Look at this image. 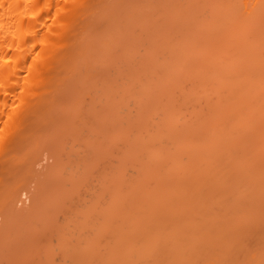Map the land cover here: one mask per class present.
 Wrapping results in <instances>:
<instances>
[{"label":"bare ground","instance_id":"1","mask_svg":"<svg viewBox=\"0 0 264 264\" xmlns=\"http://www.w3.org/2000/svg\"><path fill=\"white\" fill-rule=\"evenodd\" d=\"M0 217V264H264V0H0Z\"/></svg>","mask_w":264,"mask_h":264},{"label":"rangeland","instance_id":"2","mask_svg":"<svg viewBox=\"0 0 264 264\" xmlns=\"http://www.w3.org/2000/svg\"><path fill=\"white\" fill-rule=\"evenodd\" d=\"M40 148H41V147H40ZM34 150H35V153H37L36 150H37V151H40V150H38V149H34ZM41 150H43V148H41ZM46 150H47V149H46ZM44 151H45V150H44ZM40 152H41V151H40ZM40 152H38V154H39ZM46 153H49V154H50V152H48V151H46ZM46 153L44 154V152H43L44 157L47 155ZM17 154H18V153H17ZM49 154H48V155H49ZM17 156H18V155H17ZM20 156H21V153L19 154V157H20ZM37 156H38V155H37ZM39 156H42V155L39 154ZM50 156H51V155H50ZM46 157H47V156H46ZM46 157H45V158H46ZM39 158H40V157H39ZM39 158H38V159H39ZM41 158H43V157H41ZM48 158H49V156L47 157V159H48ZM51 158H52V157H51ZM43 159H44V158H43ZM47 159H46V160H47ZM46 160H44L45 163H46ZM48 160H49V159H48ZM51 160L53 161V158H52ZM37 162H39V161H37ZM37 162H36V163H37ZM40 162L42 163L43 161H40ZM40 162H39V163H40ZM48 162L50 163L51 161H48ZM39 163H38V166H40V167H39V169H40L41 166H43V165H40L41 163H40V164H39ZM43 164H44V163H43ZM35 167H36V165H35ZM37 168H38V167H36V169H37ZM44 168H45V166H44ZM44 168H42V169H44ZM39 169H38V170H39ZM42 169H40L39 171H42ZM20 177H21V181H22V182H20ZM15 178H16V179H15ZM22 178H23L22 175H20V176L17 175L16 177H14L13 182L18 183V184L21 185V183H23ZM16 180H17V181H16ZM18 181H19L20 183H19ZM34 184H35V183H34ZM32 185H33V183H32ZM33 186H35V185H33ZM22 187H23V188H22ZM21 188H22V191H21V194H20V195H22V198H24V199H22V200H23L22 205H23V203H24V200H26V198H27V200H28V203L32 202V201H29L30 198L32 199V196H30L29 194H28V195L30 196V198H29V196H25V194L27 195V193H28V192L26 193V191H24V190H25V189H24L25 187H24V186H21ZM32 188H33V187H32ZM23 191H24V192H23ZM22 193H24V194H22ZM23 195H24V197H23ZM19 197H20V196H19ZM19 200H20V198L18 199V202L20 203L21 200H20V201H19ZM27 200H26V201H27ZM32 200H33V199H32ZM28 203L26 202V203H24V204H27V206H30ZM20 204H21V203H20ZM20 204H19V205H20ZM32 205H33V204H32ZM24 206H25V205H23V207H24ZM27 206H26V207H27ZM20 207H21V206H20ZM0 220H1V217H0Z\"/></svg>","mask_w":264,"mask_h":264}]
</instances>
